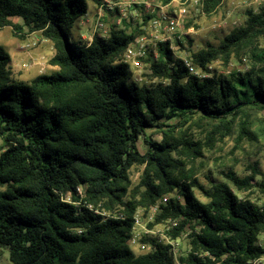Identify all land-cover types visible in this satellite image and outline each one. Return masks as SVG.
Masks as SVG:
<instances>
[{
    "label": "trees",
    "instance_id": "obj_1",
    "mask_svg": "<svg viewBox=\"0 0 264 264\" xmlns=\"http://www.w3.org/2000/svg\"><path fill=\"white\" fill-rule=\"evenodd\" d=\"M220 2L202 0V11ZM87 9V0H0V28L40 32L57 66L13 79L0 45V247L10 264H173L169 245L138 253L128 244L135 210L165 195L156 221L177 220L172 238L186 233L181 263L263 264L254 261L264 255V179L227 171L226 180L205 186L195 162L234 128L236 146L249 138L250 111L264 110V8L248 10L217 45L191 52L206 74L210 63L232 55L245 57L246 67L190 74L165 42L148 60L147 82L132 80L118 61L140 24L110 23L88 42L72 34ZM193 126L202 138L192 136ZM149 128L159 141L150 140ZM134 166L142 167L135 184ZM255 188L258 201L250 197Z\"/></svg>",
    "mask_w": 264,
    "mask_h": 264
},
{
    "label": "rangeland",
    "instance_id": "obj_2",
    "mask_svg": "<svg viewBox=\"0 0 264 264\" xmlns=\"http://www.w3.org/2000/svg\"><path fill=\"white\" fill-rule=\"evenodd\" d=\"M130 6L126 8V19L121 20L119 28L131 30L142 19V5L150 3H159V0H127ZM88 9L85 16L80 18L72 29L74 37H80L82 40L88 41L93 33V20L97 11L99 0H87ZM139 3H142L139 5ZM264 8V0H221L217 8L210 14L202 11V7L198 5L190 6L184 17L182 27L183 38L181 42L184 47H175L174 56L178 58L184 53L191 57V52L205 47L206 45H217L219 41L229 33L233 28L243 25L247 18V11L259 12ZM14 21L20 22V19L14 18ZM116 18L106 15L104 22L106 23L107 32L110 23L116 24ZM187 26H186V25ZM21 36L13 33L11 26L0 28V45L3 46L10 55V71L11 77L16 80L29 81L37 74H52L57 67L50 64L49 59L54 54V49L49 40L45 39L40 32H27L24 30ZM176 44V43H175ZM245 57L241 62L232 55L229 62L224 63L220 59H216L209 64L210 72L207 74H228L234 69H242L246 67ZM132 80L138 82H147L149 80L145 73L149 74V66H144L142 70L131 69ZM202 72V71H201ZM204 73V72H203ZM206 74V73H205ZM141 78V80H138ZM251 122L250 136L244 138L239 145L236 146L235 138L237 128L224 136L221 140H217L213 147L203 151V155L199 157L195 166L197 169L196 178L202 185L208 186L210 181L226 180L224 175L227 171H233L239 176L254 175L256 180L264 179V110L250 111ZM147 136L152 141H159L160 134L155 128H149ZM191 134L194 137H203L201 129L193 126ZM139 149L143 152L147 145L140 138L137 142ZM2 142L0 140V146ZM142 170L141 166L131 168V181L133 184L139 180ZM195 195L205 200L201 192L194 189ZM242 195L249 194L247 191L241 192ZM250 197L254 201L261 198L260 192L255 188L250 192ZM179 251L184 252L188 248L187 236L182 235L179 238ZM260 262L264 264V255L260 258ZM0 264H10L8 251L0 247Z\"/></svg>",
    "mask_w": 264,
    "mask_h": 264
},
{
    "label": "built area",
    "instance_id": "obj_3",
    "mask_svg": "<svg viewBox=\"0 0 264 264\" xmlns=\"http://www.w3.org/2000/svg\"><path fill=\"white\" fill-rule=\"evenodd\" d=\"M142 3H139L141 5ZM202 7V0H170L166 4L143 3L142 19H140V33L126 46L122 57L118 61L125 62L133 70H142L144 66H149V61H153L158 56L159 43H168L169 48L174 52L176 40L183 38L184 17L190 6L198 5ZM130 6L127 0H99L95 18L93 20V33H107L105 16L108 14L116 18V25L121 20L126 19V8ZM86 15V14H85ZM84 15V16H85ZM145 18V20L143 19ZM178 58L190 74L206 76L193 62L191 57L184 53ZM150 71V70H149ZM141 80V78H138ZM168 195H165L149 206L138 207L133 214V225L128 239L129 246L136 252L151 251L153 243L169 245L173 264L181 263L178 259L179 238L186 233H181L179 238H172L171 232L177 226V220L172 218L156 221V216L161 212L162 207L167 204ZM105 213L106 216H113ZM260 261H254L258 262Z\"/></svg>",
    "mask_w": 264,
    "mask_h": 264
},
{
    "label": "crops",
    "instance_id": "obj_4",
    "mask_svg": "<svg viewBox=\"0 0 264 264\" xmlns=\"http://www.w3.org/2000/svg\"><path fill=\"white\" fill-rule=\"evenodd\" d=\"M53 66H55V65H53ZM57 67V66H56Z\"/></svg>",
    "mask_w": 264,
    "mask_h": 264
}]
</instances>
